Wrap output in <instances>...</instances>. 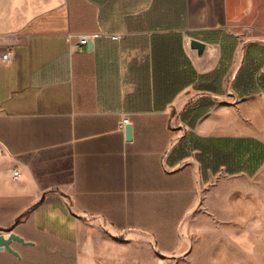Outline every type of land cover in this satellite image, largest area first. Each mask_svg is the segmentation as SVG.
<instances>
[{
    "label": "crops",
    "instance_id": "obj_1",
    "mask_svg": "<svg viewBox=\"0 0 264 264\" xmlns=\"http://www.w3.org/2000/svg\"><path fill=\"white\" fill-rule=\"evenodd\" d=\"M263 168L264 0H0V264L172 254L203 183Z\"/></svg>",
    "mask_w": 264,
    "mask_h": 264
},
{
    "label": "rangeland",
    "instance_id": "obj_2",
    "mask_svg": "<svg viewBox=\"0 0 264 264\" xmlns=\"http://www.w3.org/2000/svg\"><path fill=\"white\" fill-rule=\"evenodd\" d=\"M140 246L138 264H264V168L252 177L219 173L203 183L172 254Z\"/></svg>",
    "mask_w": 264,
    "mask_h": 264
},
{
    "label": "water",
    "instance_id": "obj_3",
    "mask_svg": "<svg viewBox=\"0 0 264 264\" xmlns=\"http://www.w3.org/2000/svg\"><path fill=\"white\" fill-rule=\"evenodd\" d=\"M191 47L193 49H197L199 54H201L205 48V44L199 40H192ZM125 134H126V139L128 141H131L133 138V126H132V124L126 125ZM13 240L20 241V242L24 241L20 236L14 234V233H10L7 237H5V235H2V234L0 235V245L4 246L7 250L12 251V252H14V251L12 250L10 244Z\"/></svg>",
    "mask_w": 264,
    "mask_h": 264
},
{
    "label": "built area",
    "instance_id": "obj_4",
    "mask_svg": "<svg viewBox=\"0 0 264 264\" xmlns=\"http://www.w3.org/2000/svg\"><path fill=\"white\" fill-rule=\"evenodd\" d=\"M101 35H103V34H101V33H99V34H83L79 37V44L76 47L77 48H83L85 45L92 42L95 38H97ZM110 38L112 40H120L121 36L113 34V35H110ZM1 59H2V62L5 64H10L12 62V57H11L10 52L3 54ZM127 124H129V119L127 117H124L120 122V128L122 130H124ZM18 176H19V172L14 171L13 177L16 179Z\"/></svg>",
    "mask_w": 264,
    "mask_h": 264
}]
</instances>
